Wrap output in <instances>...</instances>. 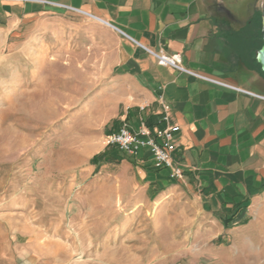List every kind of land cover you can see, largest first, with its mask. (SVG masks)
Returning a JSON list of instances; mask_svg holds the SVG:
<instances>
[{"label":"rangeland","instance_id":"1","mask_svg":"<svg viewBox=\"0 0 264 264\" xmlns=\"http://www.w3.org/2000/svg\"><path fill=\"white\" fill-rule=\"evenodd\" d=\"M113 45L77 13L0 24V264L191 263L181 195L104 145Z\"/></svg>","mask_w":264,"mask_h":264},{"label":"crops","instance_id":"2","mask_svg":"<svg viewBox=\"0 0 264 264\" xmlns=\"http://www.w3.org/2000/svg\"><path fill=\"white\" fill-rule=\"evenodd\" d=\"M262 3L0 0V24L8 27L77 13L111 34L108 132L122 120L136 128L140 118L163 127L158 97L170 105V122L180 127L173 158L182 179L155 166L146 149L124 159L144 190L181 195L186 235L198 247L190 264H264ZM159 51L180 53L183 70L158 64Z\"/></svg>","mask_w":264,"mask_h":264},{"label":"built area","instance_id":"3","mask_svg":"<svg viewBox=\"0 0 264 264\" xmlns=\"http://www.w3.org/2000/svg\"><path fill=\"white\" fill-rule=\"evenodd\" d=\"M157 63L172 66L183 70L181 67L180 53H165L159 51L155 54ZM161 108L163 127H149L143 118L136 128H130L128 122L122 120L121 125L104 135V145L115 147L125 156H136L141 149H146L152 156L155 166L168 169L169 176L173 179H182L183 169L173 158L177 148L176 135L180 130L179 125L170 122V105L158 97ZM146 105L140 106L144 110Z\"/></svg>","mask_w":264,"mask_h":264},{"label":"water","instance_id":"4","mask_svg":"<svg viewBox=\"0 0 264 264\" xmlns=\"http://www.w3.org/2000/svg\"><path fill=\"white\" fill-rule=\"evenodd\" d=\"M261 14H262V29L264 30V0L261 7ZM257 59L261 64L262 70L264 71V39L261 48L257 51Z\"/></svg>","mask_w":264,"mask_h":264},{"label":"trees","instance_id":"5","mask_svg":"<svg viewBox=\"0 0 264 264\" xmlns=\"http://www.w3.org/2000/svg\"><path fill=\"white\" fill-rule=\"evenodd\" d=\"M104 154H105V153L103 152L101 155H99V158H100V156H102V155H104ZM97 160H98L97 158H93V159H91L90 162L94 164V163L97 162Z\"/></svg>","mask_w":264,"mask_h":264}]
</instances>
